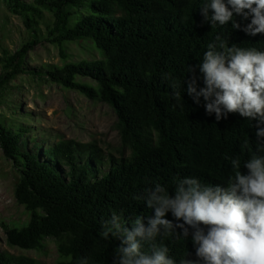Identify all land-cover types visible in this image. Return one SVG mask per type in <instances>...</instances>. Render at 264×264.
<instances>
[{"label": "trees", "instance_id": "1", "mask_svg": "<svg viewBox=\"0 0 264 264\" xmlns=\"http://www.w3.org/2000/svg\"><path fill=\"white\" fill-rule=\"evenodd\" d=\"M2 2L30 35L24 48L40 42L39 27L44 25L48 42L59 49L64 62L69 43L89 42L99 56L58 68L27 69L22 50L1 48L0 91L18 74L28 73L106 104L116 115L121 148L129 152L114 157L95 142L74 140L42 150L33 138L23 141L28 132L22 125L0 123V150L18 174L14 198L30 213L20 229L2 225L7 246L38 252L52 240L58 264H79L82 257L90 264H112L120 240L104 238L103 224L113 212L122 213L129 228L137 215H154L143 199H136L147 189L160 183L174 195L177 176L226 186L234 174L231 159L237 156L240 171L247 174L243 164L255 151L258 121L230 113L217 122L214 113H206L203 97L195 103L187 89L193 79L197 92L205 86L199 66L207 46L219 43L217 35L228 39L229 46L264 51V34L251 36L242 30L251 17L244 20L234 13L226 25H211L201 14L210 0ZM208 15H213L210 8ZM233 22L240 29H234ZM178 83L181 101L172 96L171 85ZM248 140L251 144L246 145ZM166 218L183 222L171 213ZM156 242L169 248L177 264L187 253L191 255L186 258L196 259L191 235L186 240L157 237ZM150 247L146 243L144 250ZM0 264L38 263L2 252Z\"/></svg>", "mask_w": 264, "mask_h": 264}, {"label": "clouds", "instance_id": "2", "mask_svg": "<svg viewBox=\"0 0 264 264\" xmlns=\"http://www.w3.org/2000/svg\"><path fill=\"white\" fill-rule=\"evenodd\" d=\"M234 13L244 20L251 17L242 29L246 34H264V0H210L201 9L211 25H226ZM232 27L240 29V24L233 22ZM215 39L219 43L207 46L199 66L205 86L197 92L193 79L187 91L195 103L203 97L206 113H214L217 122L230 113L258 121L255 151L243 164L247 174L240 171L241 160L237 156L231 159L234 174L228 177L226 186L177 176L174 195L160 183L147 189L136 199H143L154 215H137L129 228L123 214L113 212L103 224L104 238L114 236L120 240L112 264H177L169 248L156 242L157 237L186 240L189 235L196 259L186 258L191 255L187 253L178 264H264V127H260L264 125V51L229 46L228 39L221 35ZM171 87L173 98L181 101L179 83ZM180 106L184 107L183 103ZM247 144L251 142L248 140ZM168 213L183 222L167 219ZM146 243L150 244V251L144 250ZM79 264H90V260L82 257Z\"/></svg>", "mask_w": 264, "mask_h": 264}, {"label": "rangeland", "instance_id": "3", "mask_svg": "<svg viewBox=\"0 0 264 264\" xmlns=\"http://www.w3.org/2000/svg\"><path fill=\"white\" fill-rule=\"evenodd\" d=\"M39 35L38 44L24 48L30 43V35L21 20L0 0V50L5 48L11 53L22 50L24 68H58L69 62L98 59V53L84 41L66 44L67 60L64 62L59 49L48 42L44 25H40ZM80 81L92 83L88 79ZM116 122V115L108 105L28 73L18 74L0 91V123L22 125L28 132L23 141L33 138L42 150L60 140H74L95 142L105 154L127 157L129 152L121 148ZM17 181L18 174L11 161L0 150V253L25 256L38 264H58L61 260L52 240H46L44 248L38 252L21 251L6 244L2 225L20 229L30 220V213L15 201Z\"/></svg>", "mask_w": 264, "mask_h": 264}]
</instances>
